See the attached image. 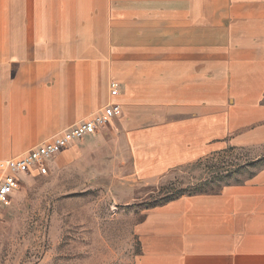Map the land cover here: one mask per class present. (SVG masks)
<instances>
[{
    "label": "crops",
    "instance_id": "obj_1",
    "mask_svg": "<svg viewBox=\"0 0 264 264\" xmlns=\"http://www.w3.org/2000/svg\"><path fill=\"white\" fill-rule=\"evenodd\" d=\"M170 14L164 25L153 23L164 30L124 38L112 57L77 49L68 65L51 63L5 82L22 118L36 121L10 142L43 143L118 105L121 115L84 141L91 148L111 142L136 182L264 142V0H230L210 23L200 7ZM133 233L134 264H264V169L214 194L148 209Z\"/></svg>",
    "mask_w": 264,
    "mask_h": 264
},
{
    "label": "rangeland",
    "instance_id": "obj_2",
    "mask_svg": "<svg viewBox=\"0 0 264 264\" xmlns=\"http://www.w3.org/2000/svg\"><path fill=\"white\" fill-rule=\"evenodd\" d=\"M229 2L0 0V162L42 143L16 148L10 142L36 121L22 118L25 110L9 97L5 82L51 63L68 65L77 49L112 57L121 40L132 42L142 30H164L153 23L164 25L168 13L186 7L203 8L210 23ZM62 38L67 42L60 43ZM84 138L17 175V189L0 218V264H134L139 251L134 226L146 210L182 196L214 194L264 169V142H254L227 147L157 180L136 182L111 142L91 148ZM4 174L0 169V180Z\"/></svg>",
    "mask_w": 264,
    "mask_h": 264
},
{
    "label": "built area",
    "instance_id": "obj_3",
    "mask_svg": "<svg viewBox=\"0 0 264 264\" xmlns=\"http://www.w3.org/2000/svg\"><path fill=\"white\" fill-rule=\"evenodd\" d=\"M118 84H110V94L116 96ZM121 113L117 105L107 106L94 117L84 120L79 124L64 130L58 136L41 143L26 154L0 162V169L5 173L0 180V218L4 206L17 189V175L27 173L43 160L54 156L70 144L82 140L85 136L92 135L95 131Z\"/></svg>",
    "mask_w": 264,
    "mask_h": 264
}]
</instances>
